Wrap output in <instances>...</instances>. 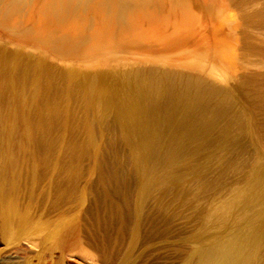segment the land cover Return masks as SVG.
I'll return each mask as SVG.
<instances>
[{"label":"bare ground","instance_id":"6f19581e","mask_svg":"<svg viewBox=\"0 0 264 264\" xmlns=\"http://www.w3.org/2000/svg\"><path fill=\"white\" fill-rule=\"evenodd\" d=\"M211 136L241 181L211 195L209 234L77 217L103 137L141 157ZM246 187L264 189V0H0V264H264V221L241 216L264 217L259 192L230 211Z\"/></svg>","mask_w":264,"mask_h":264},{"label":"rangeland","instance_id":"374dc122","mask_svg":"<svg viewBox=\"0 0 264 264\" xmlns=\"http://www.w3.org/2000/svg\"><path fill=\"white\" fill-rule=\"evenodd\" d=\"M97 126L98 125H96V128L97 129L100 128V126H98V127ZM103 138H104V142L103 143H105L104 144V146H105L104 148H105L106 151L104 149L103 150L106 153L103 150H100L101 151V154H100V151H99L97 153V155L94 157V159L95 158H97V159H95V160L93 159L92 161H86L84 163V165H87V166H85V169L88 166H89L88 168L90 169V167L92 165L93 166L96 165V168H94L95 166L93 167L94 168V171L98 174V176H104L105 177V179H106V186L107 187L105 186L106 188H104V186L103 187H102V185L100 186L98 182H94V181H99V178H98L97 175H93L92 177H89L88 178L89 179V184H91V185H87L90 188L87 187L85 189L87 191L86 192L85 191L83 192L84 193L83 194V197L85 196L84 197L85 200L83 202L84 204L83 203L80 204L81 205V210H80V207H78V212L79 211H81V212H80V214L78 213V216L77 217H82V215H83V217H85V216L86 217H109V218H112V219L113 218L114 219H116V218L117 219H122V217H124V219H125L127 217L129 221H131V219L135 220L137 217H141L142 219L144 218V220H146V221L148 220V221L153 222V223H156V224L159 222V224H157V227L159 226L160 227V231L162 230L161 232H162V234H164V235L161 236V238H167V237L171 238L172 236L173 237L171 239H174V238L175 239H178L180 236H181L180 238H185V237H188V236L190 237L191 233H192V236L191 237L194 236L193 234H195V236L196 235L198 236L199 233H202V234H205L206 233L207 234L209 232V230L211 229L212 226L211 227L209 226L210 229H209L208 226H206L208 228H206L204 226V225H207V222L208 221L206 220V218L208 216H209V218L211 217L210 219H213V218H215V219L217 218L218 219L219 218L217 216L215 217L213 215H210L208 212H207V214H209V215H207V217L205 215L206 214V210H208L207 208L209 207L208 205H210L211 199L213 200L214 195H215L214 198H217L218 195L219 196H222L220 194H223V196H225L226 199H227V201H228L229 199H231L234 196V193H236L235 192V189H232V188H234L233 187V183L236 180L238 182L241 181V178L240 179H237V177H236L238 175V178H239V174H240L239 171H241V168H240V170L239 169H236L237 167H239L237 162H234L232 160V162H233V164H232L231 163V160L230 161H227V163H225L226 165H224L222 168L220 167V169H219V166H222L223 163H224V162L222 163V161L220 160L221 157L223 159V153H222L223 151L221 149L222 145H220V144H222V142H220V141H223V140L222 139H217V138H219L217 136L216 137L215 136H211L207 140L206 139L203 140L202 137L201 138L200 137H195L194 138L195 140H193V139H191V140L186 139L187 141L185 139H183L185 143L182 140H180V143H179V140H178V141H176L177 143L175 141H174L175 143L172 142V146L173 147H171V145H169L168 148H166L167 145L164 144L162 140H161L162 142L160 140H157V141H154V140H151V141L150 140H146L147 142L148 141L150 142L149 145H147L146 144V141H145V144H146L145 146H146L147 150H149V152L145 151L144 152L145 155L142 154L143 156H141V157L136 156V153H138V152H136V150L133 149L131 146H128L129 144L125 141V139L123 141V138H121L120 139V142H119V139L116 140V138H115V140L113 139V140H111L112 141L111 142V141H109V139H107L105 137H103ZM187 142H188V145H187ZM218 142H219V144H218ZM112 143H113V145H111ZM121 143L123 144V146H122ZM198 143H199V145H198ZM124 145H127V146L124 147ZM163 145H166V146H163ZM174 145H176V146H174ZM214 145H215L216 148L214 147ZM106 146H107V148H106ZM119 146H120V148H119ZM217 146H219V147H217ZM150 147H151V150L148 149ZM203 147H205L206 149L203 148ZM163 148H165V150ZM218 148H219V150L220 149L221 150L219 151ZM157 149H159V150H157ZM160 149H162V151ZM202 149H205V151L202 150ZM214 149H216L217 151H213ZM211 150H212V152H211ZM178 151H179V153H178ZM181 151H182V153H181ZM117 153H119V154H117ZM150 153H151V155H150ZM133 154H135V155H133ZM179 154H180V157L182 159L179 156H177ZM203 154H205V155H203ZM220 154H221V156H219ZM137 155L140 156V153L137 154ZM191 155H193V156H191ZM132 156L133 157L135 156V157L133 158ZM168 156H170V157H168ZM195 156L198 159H196ZM161 157H163V158L161 159ZM171 157H173V158H171ZM214 158H215V160H214ZM218 158H219V160H218V164H217V161L216 160ZM116 159H118V160H116ZM145 159H147V160H145ZM156 159H158V160H156ZM201 159H203V160H201ZM206 159H208V161ZM102 160H103V162H102ZM136 160H137V162H140L141 160H143V161H141L140 162V165H139V163H137ZM205 160L207 162H209L211 160L208 163L209 165L207 164V162H205V164H207V165L204 164V161ZM201 161H203L202 164H201ZM143 163L145 164V167H144V164ZM199 163L201 165H199ZM213 163H215L214 166H213ZM210 164H212V166ZM216 164L219 165V166H217L218 168H214V167H216ZM227 164H229V165H227ZM99 165H101V166L99 167ZM227 166H230V169ZM232 166L234 168L235 167L236 168L232 170V168H231ZM135 167H138V168L136 169ZM146 167L148 168V170H146L147 169ZM166 167H167V169H166ZM207 167L209 169H207ZM226 167H227V169L229 171L226 169ZM244 167L246 168L247 166H243L242 165L243 170H245ZM198 168H199V170H197ZM210 168H212V169L210 170ZM223 168H225V169H223ZM247 168H246V170H248V172H249L250 169H247ZM139 169H141V170H139ZM202 169H203V172L204 173L203 172L201 173ZM143 170H146V171H143ZM194 170L196 171V173H195ZM216 171H217V173H216ZM226 171H228V172H226ZM191 172H192V174H191ZM206 172H207V174L205 176L204 174ZM131 173H133L134 175H132ZM199 173H200V175H199ZM212 174H214V175H212ZM152 175H153V177H152ZM126 176H127V178H125ZM175 176H177V177L175 178ZM191 176L193 177L194 180L191 179ZM261 176H262L261 174H258L257 176H255L256 178L255 177L254 178L255 179H257V178L260 179ZM182 177L184 178V180L185 179H190L191 182L189 180H185V182H184ZM194 177H196V179ZM249 178H251L250 181H249V183H248L250 185L252 183L254 184V182L255 183L256 182H259V180H256V181L253 180L254 178H252L251 175L249 176ZM176 179H178V180H176ZM218 179H219V181L221 180L220 183L217 182ZM179 181H180V184L181 185L179 184ZM187 181H189L190 183L189 182L187 183ZM224 181H226V182H224ZM228 181H230V183ZM251 181H253V182H251ZM146 182L150 186H148ZM174 182H176V183H174ZM185 183L188 186H186ZM221 183H222V186H224L223 188L221 186ZM183 184H185V185H183ZM209 184H210V186H209ZM256 184H254V185L256 186ZM225 185H226V187H225ZM254 185L253 186L251 185V186L254 187ZM218 186L219 187L221 186L220 190H219V188H217ZM251 186H250V188H252ZM91 187L94 188L95 191H93L94 189H92ZM97 187L100 190L97 189ZM147 187H149V188H147ZM180 187H181V189H180ZM188 187L189 188L191 187V188L188 190L187 189ZM101 188H103V189H101ZM225 188H227V189H225ZM247 189L248 188L246 187L245 190H247ZM258 190L257 189L256 190H252L253 193L252 192H249L247 190L250 195L247 194V192L245 191V193H246L245 195L246 196H243L242 195L243 197H241V198L243 199L244 197H246V198H244V200L246 202L243 200V203H241L239 200H242V199L237 200L234 206L231 205V207L232 206L233 207L232 208L230 207L231 208L230 211L237 210V208L235 206H237L238 209H239V207H241L242 204H243V206H245L244 205L245 203L246 204L248 203L249 205H251L253 202L251 200H249V199H252V197L257 192H259L258 193L259 195L257 194L259 196V198H258L259 200L257 202L258 203H263L264 201L262 202V200H264L263 199L264 196H263L262 193L264 192V189H259L258 188ZM222 191L223 192L224 191L225 192L227 191V192L226 193L225 192L222 193ZM255 191H257V192L254 194ZM198 192H200V194ZM214 192L217 195L214 194ZM243 192H244V190H243ZM260 192H262V193H260ZM85 193H87V195ZM184 195H185V197H184ZM211 195H212V198H211ZM227 195H228V197H227ZM249 196H251V197L248 198ZM190 197H191V199H190ZM260 198H261V200H260ZM247 199L249 201H247ZM195 200H196V202H195ZM237 202L238 203L240 202V204H237ZM108 204H110V205H108ZM197 204H198V206L199 205L200 206L206 205V206L200 208V206L198 207ZM198 208H200L199 211H198ZM241 208H240V211H238V210H237L238 212L236 211V214L238 215V217H237L238 219H241L240 217L241 216H244L242 218L243 219V223H245L244 221H246L247 224H248V221H247V219H248L249 220V223L254 224V225L251 224V226H253L255 228L257 226L255 224V223H257V220H259L258 222L264 221V217L263 218L257 217V219L255 217V219H256V221H255L254 217H252L251 215L249 216L248 213H245L248 210L247 207H245L244 210H243V213L244 214L241 212L242 211ZM245 209H246V211H245ZM201 210H203V211H201ZM199 213H201L202 216ZM240 213H242V215ZM239 215H241V216H239ZM234 216L236 218V215L235 214H233L232 216L229 215V218H234ZM127 218L125 220H127ZM209 218H207V219H209ZM203 219L206 220V221H204ZM215 219H213V220H215ZM205 222H206V224H203ZM247 226H244L243 227V229H244L245 232L249 231V229H252L250 225H247ZM157 227L155 225V228L159 230V227L158 228ZM195 229L197 231L199 229L201 232L198 231L199 232V233L197 232L198 234L197 233H193V231L196 232ZM202 229L203 230H206V232L205 231L203 232ZM213 229L215 230L214 227H213ZM214 230H211L210 232H212ZM190 231H191V233H190ZM148 240L151 241L152 238H148Z\"/></svg>","mask_w":264,"mask_h":264}]
</instances>
